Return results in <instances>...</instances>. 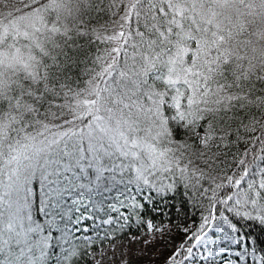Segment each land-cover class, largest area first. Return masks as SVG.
<instances>
[{
  "label": "snow or ice",
  "instance_id": "1",
  "mask_svg": "<svg viewBox=\"0 0 264 264\" xmlns=\"http://www.w3.org/2000/svg\"><path fill=\"white\" fill-rule=\"evenodd\" d=\"M158 260L264 264V0H0V264Z\"/></svg>",
  "mask_w": 264,
  "mask_h": 264
},
{
  "label": "trees",
  "instance_id": "2",
  "mask_svg": "<svg viewBox=\"0 0 264 264\" xmlns=\"http://www.w3.org/2000/svg\"><path fill=\"white\" fill-rule=\"evenodd\" d=\"M165 222H167V218H165ZM185 223H187V224H191V218L188 220V221H184L183 219H180V220H173V224L174 225H183V224H185ZM175 230V229H174ZM156 264H162V261H160V260H158L157 262H156Z\"/></svg>",
  "mask_w": 264,
  "mask_h": 264
},
{
  "label": "rangeland",
  "instance_id": "3",
  "mask_svg": "<svg viewBox=\"0 0 264 264\" xmlns=\"http://www.w3.org/2000/svg\"><path fill=\"white\" fill-rule=\"evenodd\" d=\"M173 234H174V242L176 244H179L180 240L183 238L182 234L176 235L175 230H173ZM165 255H167V252H165Z\"/></svg>",
  "mask_w": 264,
  "mask_h": 264
}]
</instances>
